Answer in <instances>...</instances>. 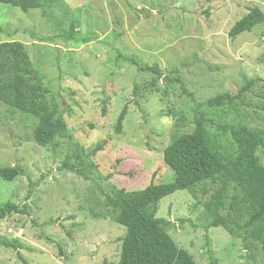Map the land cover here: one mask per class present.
<instances>
[{
    "label": "rangeland",
    "instance_id": "374dc122",
    "mask_svg": "<svg viewBox=\"0 0 264 264\" xmlns=\"http://www.w3.org/2000/svg\"><path fill=\"white\" fill-rule=\"evenodd\" d=\"M251 6L264 12V0H55L28 11L0 3V42L24 44L68 126L66 137L40 146L34 119L0 104V166L25 170L0 177V205L27 209L0 220V240H18L28 264H116L125 228L105 196L172 181L163 150L192 129L197 104L250 84L232 106L204 110L214 123H244L264 137V21L228 36ZM137 64H157L162 76ZM211 130L227 148L229 137ZM256 153L264 165V150ZM210 186L159 201L166 232L197 264H264L258 242L246 248L242 235L207 228ZM16 253L0 243V264H22Z\"/></svg>",
    "mask_w": 264,
    "mask_h": 264
},
{
    "label": "trees",
    "instance_id": "16d2710c",
    "mask_svg": "<svg viewBox=\"0 0 264 264\" xmlns=\"http://www.w3.org/2000/svg\"><path fill=\"white\" fill-rule=\"evenodd\" d=\"M54 1L0 0V3L28 11ZM263 21L264 12L258 6H251L230 27L228 36L234 38L249 32ZM2 31L0 26V33ZM137 67L139 71L162 76L157 64H137ZM163 79L181 83L178 77L165 75ZM249 85L236 95L225 92L197 104L199 108L195 111L192 129L176 135L163 150V160L174 173L172 181L151 182L136 190L115 187L105 196L106 206L117 213L116 222L125 228L116 264H197L192 255L177 247L166 232L168 220L157 217L158 203L178 190L194 193L200 188L207 192L209 184L211 193L205 209L211 221L207 228L221 226L232 236L242 235L246 248H250V240L258 242L264 254V165L256 153L259 148L264 150V137L260 131L252 130L244 123H214L206 111L224 104L232 106ZM182 89L192 98L191 93ZM136 90L134 87L135 95ZM49 93L24 44L20 41L0 42V104L34 119L33 140L40 146H47L68 135L64 111L54 98L49 97ZM104 111L103 108L102 113ZM126 113L127 104H124L114 124L117 134L121 133ZM212 126L229 137L227 148H223L212 132ZM105 144L106 140L98 142L91 154L103 150ZM24 173V168L18 164L0 166V177L7 181ZM11 213L26 214V205L19 207L12 201L0 205V220ZM0 243L16 250L18 260L28 264L18 251L21 247L18 240L3 239Z\"/></svg>",
    "mask_w": 264,
    "mask_h": 264
}]
</instances>
